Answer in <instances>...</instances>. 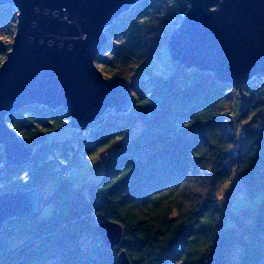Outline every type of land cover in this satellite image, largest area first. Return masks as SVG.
Segmentation results:
<instances>
[{
    "label": "trees",
    "instance_id": "trees-1",
    "mask_svg": "<svg viewBox=\"0 0 264 264\" xmlns=\"http://www.w3.org/2000/svg\"><path fill=\"white\" fill-rule=\"evenodd\" d=\"M154 2L141 0L105 29L118 44L111 42L104 49L110 52L109 59L101 55L97 62L109 68L111 81L126 82L134 66L167 41L168 36L159 31L167 19L155 10ZM14 15V7L3 6L0 25L14 20ZM10 46L0 44V64ZM172 63L174 70L167 76L131 79L134 103L130 112L109 110L93 124L91 135L78 138L80 143L85 140V145H78L85 156L112 149L103 159L102 178L79 187L64 179L44 199L53 202L48 215L7 222L0 232V264L49 260L117 264L120 251H125L131 264H174L172 253L180 257L178 264L264 261V115L260 112L264 86L255 96L248 90L251 80L234 113L233 86L220 83L209 72ZM6 121L34 149L27 165L0 166V178L13 180L14 190L41 188L55 173L77 163L79 142L58 136L70 125L62 109L34 105L9 114ZM137 121L142 128L132 139H123ZM240 125L246 136L238 139L235 132ZM234 144L236 158L231 156ZM2 160L0 150V164ZM234 174L237 181L232 191L261 198L254 208L230 214L235 219L248 215V224L225 226L222 219L227 213H222V207L229 201H221L226 197L222 186ZM102 221L123 228L114 249L106 247L96 232ZM11 235L23 243L8 253L4 241ZM87 238L97 243L96 251L82 246ZM236 246L242 259L233 263L229 253Z\"/></svg>",
    "mask_w": 264,
    "mask_h": 264
},
{
    "label": "water",
    "instance_id": "water-1",
    "mask_svg": "<svg viewBox=\"0 0 264 264\" xmlns=\"http://www.w3.org/2000/svg\"><path fill=\"white\" fill-rule=\"evenodd\" d=\"M141 0H0L17 10L9 51L0 65V166L28 164L27 146L6 118L30 106L62 109L70 126L83 131L107 111L129 113L131 88L113 82L96 61L111 41L105 29ZM190 7L167 38L172 62L209 72L240 93L264 75V0H186ZM40 188L0 194V232L17 217L41 214ZM102 243L114 249L123 228L111 221L96 226ZM117 264H131L125 251Z\"/></svg>",
    "mask_w": 264,
    "mask_h": 264
},
{
    "label": "rangeland",
    "instance_id": "rangeland-1",
    "mask_svg": "<svg viewBox=\"0 0 264 264\" xmlns=\"http://www.w3.org/2000/svg\"><path fill=\"white\" fill-rule=\"evenodd\" d=\"M3 6H1L0 9L3 8ZM16 15H17V10L15 9L14 20L12 18L8 22H6L5 25H0V44L1 45L12 43L13 36L15 33V28H16ZM174 29H175L174 25L167 26L165 35L169 36V34ZM110 39H111L110 41L114 43L115 45L118 44L117 39H114V38H110ZM102 57L109 59L110 52L105 51L104 54H102ZM96 65L102 71V73L104 74L106 78H108L109 80L112 79V76H111V73L108 67H106L105 65L97 61H96ZM173 70H174V65L172 63V60L169 57V53L167 49V41L166 42L164 41L162 44H160L159 50L157 53L148 55L147 57L143 59L142 62L134 66V72L132 73L131 78L128 79L125 83L129 85L131 82V79L145 80L149 76H152L155 74L167 76ZM261 78L262 80H264L263 76ZM242 92L240 93L239 91H235L234 103H233L234 113H237L240 108V105H241L240 95L241 96L243 95ZM131 93L133 92L131 91ZM260 112L261 114L264 115V106L261 108ZM229 115H231V110L229 112ZM92 126L93 125L81 131L82 133L78 135L77 133H75V131L77 130H75L73 127L69 125L63 131H61L58 136L61 139L74 137L76 139L75 141L79 142L78 138L82 139L83 137H88L89 135H91ZM141 128H142V125L137 121L136 123H134L132 127H128V129L126 130L124 134L123 139L125 140L132 139ZM78 145L79 146L85 145V140H83L82 143L79 142V144H76L78 155H79V159L77 163L72 165L70 169L55 173L52 176V178L47 179L46 182L41 186L40 189L42 190L44 194V199L49 197L57 189L60 182L64 179L69 180L71 184L73 185V187H79L83 184H91L92 182L99 181L102 178L103 159L112 151V149L110 148L106 150L100 149L97 151V153L93 155L85 156L82 153L83 148L81 149ZM0 150L2 151V147H0ZM236 181H237V177L234 174L232 175L230 180L227 181L222 186V192H225L226 197L222 198L221 201L223 202H225L226 200L229 201V204L227 206L222 207V213L223 214L227 213V215L223 217L222 219V223L225 226H231L235 223L236 224L238 223L239 225L248 224L251 221V218L248 215H242L239 218L235 219V217L234 216L232 217L230 214L232 212L239 211L242 208H246V209L254 208L261 198L260 194L256 196H250L247 194H240V193H235L234 191H232ZM12 182L13 180L4 181L0 178V194L6 193V192H16V190L12 188V184H11ZM52 208H53V202L51 200H46V201L44 200L42 203L41 215L42 216L48 215L51 212ZM247 213H250V212H247ZM22 240L23 239H19L11 235L6 241H4V246H5L4 251L7 250L9 253L16 246L22 244L23 243ZM81 243H82V246L86 250H89V251H96V249L98 248L97 243L94 242L90 238H87L84 241H81ZM174 255H176V253H172L169 255L170 257H172V261L174 260L173 263L174 264L180 263V257L178 255L174 257ZM241 259H242V253H241L240 247L239 246L233 247L232 251L229 253V260L233 263H238L241 261ZM43 264H55V263L49 260L48 262L43 263ZM261 264H264V261H262Z\"/></svg>",
    "mask_w": 264,
    "mask_h": 264
},
{
    "label": "built area",
    "instance_id": "built-area-1",
    "mask_svg": "<svg viewBox=\"0 0 264 264\" xmlns=\"http://www.w3.org/2000/svg\"><path fill=\"white\" fill-rule=\"evenodd\" d=\"M155 10H158L167 19L166 26L174 25L175 29L180 25L185 13L188 11L190 4L186 0H155L154 2ZM165 25L159 31L161 34L165 33ZM108 51V50H106ZM105 51L102 52L104 54ZM264 86V80L262 78L252 80L248 86V90L252 92L255 96L258 95L259 91L262 90ZM246 136L245 128L238 126L236 129V138L241 139ZM231 156L237 157V145L231 149ZM95 220L98 221L99 218L95 216Z\"/></svg>",
    "mask_w": 264,
    "mask_h": 264
}]
</instances>
